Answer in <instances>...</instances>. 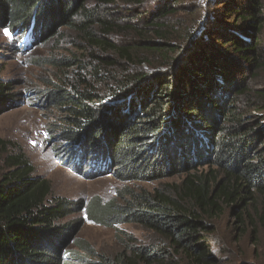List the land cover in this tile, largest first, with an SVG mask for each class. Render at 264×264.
<instances>
[{
  "label": "trees",
  "instance_id": "1",
  "mask_svg": "<svg viewBox=\"0 0 264 264\" xmlns=\"http://www.w3.org/2000/svg\"><path fill=\"white\" fill-rule=\"evenodd\" d=\"M142 1L0 0V27L24 36L33 25L32 43L68 28L89 50L114 56L89 64L72 55L61 64L75 68L74 82L62 84L63 76L44 92V106L64 113L56 128L60 148L66 144L60 162L83 166L85 177L108 170L127 182L182 176L178 185L135 193L103 211L94 203L50 201L51 184L33 177L24 156L1 159L12 144L0 139V264H179V255L191 264H218L207 246L208 223L226 209L243 226L245 211L256 208L253 219L246 217L264 235V89L254 86L264 72V0H225L223 15L182 36L160 22L174 15L163 2L135 16L140 27L109 19L111 7ZM122 28L145 37L129 49L105 38ZM87 70L97 82L79 72ZM11 86L0 82V114L15 97ZM83 209L88 221L141 225L159 242L126 244L112 257L90 260L89 250L80 256L69 248L82 222L62 221Z\"/></svg>",
  "mask_w": 264,
  "mask_h": 264
},
{
  "label": "rangeland",
  "instance_id": "2",
  "mask_svg": "<svg viewBox=\"0 0 264 264\" xmlns=\"http://www.w3.org/2000/svg\"><path fill=\"white\" fill-rule=\"evenodd\" d=\"M176 1L144 0L135 8L118 4L108 10V16L110 20H115L119 27L130 25L140 27L143 23L135 16L146 12L150 13L153 7L160 5H156L158 2H163L165 6L170 5L173 8L174 15L160 22L167 21L174 27V33L177 36H182L185 29H192L194 25V30L197 31L200 25L201 28L205 26L208 17L220 16L224 12L225 0ZM87 8L92 10L96 6L90 2L87 4ZM130 9L133 10L134 15L125 14L126 12L131 14ZM97 14L101 15V10H98ZM209 21L211 22V19ZM77 22H79L78 19ZM211 26H214V23ZM5 30H7V34H5ZM95 32L97 33L96 29ZM142 33L144 31L139 29L130 31L122 28L114 31V35H105V38L118 45L127 46L129 49L139 42L141 37H145ZM19 34L20 32L0 27V82L11 84L10 93L15 94V97L0 114V139L12 144L6 149L1 159L14 154L24 156L33 169V177H40L51 184L50 201L62 198L82 201L85 208L94 203L102 211L108 206L123 205L135 193L151 192L155 188L180 183L181 175L150 182L121 181L113 176V171L108 170L90 172V175L87 174L85 177L82 171L83 166L79 169L70 162H60L59 150H62L63 147L65 149L66 144L62 143L63 147L60 148L56 134L58 128L62 126L64 113L56 108L48 107V105L44 106V92L51 89L50 83H56L63 76L65 79L63 78L62 84L74 82L75 68H66L61 64L70 59L72 55L77 56L78 59H85L89 64L96 61L97 57L109 56L108 58L113 59L114 56L111 53L101 55L93 48L89 50L80 37L68 28L58 29V34L46 42L36 40L25 49L21 47L23 35ZM97 35L102 37L99 33ZM261 42L263 45L264 40ZM87 52H92L94 58L87 60ZM52 62H57L60 65H54ZM93 64L97 65V63ZM102 68L107 69L108 67L103 66ZM117 68L115 67L112 71V75L119 79L120 71ZM89 71L79 72L86 77L87 81L97 82L89 77ZM259 76L257 85L254 86L256 89H264V72ZM113 82L116 80L114 79ZM104 85L96 84L98 92L104 89ZM113 169L115 168L111 170ZM1 172H3L2 160H0V174ZM254 211L257 209L252 207L245 213L253 219ZM246 214H243V226L236 224L231 209H226L219 217L208 223L207 246L218 264H264L263 231L259 223H250ZM87 217V211L83 209L79 214L68 217L62 222H77L79 220L82 222L69 249L80 256H87L86 250L92 251L90 260H94L98 256L112 257L120 252L122 246L126 244L139 247L159 242L155 233L141 225L122 224L106 227L88 221ZM176 260L179 264H191L181 255Z\"/></svg>",
  "mask_w": 264,
  "mask_h": 264
},
{
  "label": "snow or ice",
  "instance_id": "3",
  "mask_svg": "<svg viewBox=\"0 0 264 264\" xmlns=\"http://www.w3.org/2000/svg\"><path fill=\"white\" fill-rule=\"evenodd\" d=\"M5 34H7V30H5Z\"/></svg>",
  "mask_w": 264,
  "mask_h": 264
}]
</instances>
